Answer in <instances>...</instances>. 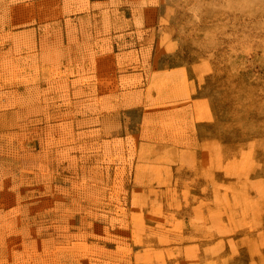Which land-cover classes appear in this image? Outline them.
<instances>
[{
	"label": "rangeland",
	"instance_id": "rangeland-1",
	"mask_svg": "<svg viewBox=\"0 0 264 264\" xmlns=\"http://www.w3.org/2000/svg\"><path fill=\"white\" fill-rule=\"evenodd\" d=\"M199 263L264 264V0H0V264Z\"/></svg>",
	"mask_w": 264,
	"mask_h": 264
},
{
	"label": "bare ground",
	"instance_id": "bare-ground-1",
	"mask_svg": "<svg viewBox=\"0 0 264 264\" xmlns=\"http://www.w3.org/2000/svg\"><path fill=\"white\" fill-rule=\"evenodd\" d=\"M228 156H229V155H228ZM250 158H251V157H250ZM250 158H249V159H250ZM245 159H248V158H245ZM232 169H233V168H232ZM222 171H223V170H222ZM206 174H207V172H206ZM115 177H116V176H115ZM115 177H113V178H115ZM224 177H225V176H224ZM207 179H208V178H207ZM113 180H114V179H113ZM208 183H209V182H208ZM222 183H223V181H222ZM231 183H232V182H231ZM228 184H229V183H228ZM118 185H119V184H118ZM216 185H217V184H216ZM220 185H222V184H219V183H218V186H220ZM114 187H115V186H114ZM224 187H226V186L224 185ZM117 188H118V186H117ZM122 188H123V187H122ZM227 189H228V188H227ZM228 190H229V189H228ZM191 195H192V194H191ZM248 197H249V196H248ZM150 201H151V200H150ZM232 201H233V200H232ZM234 201H235V200H234ZM259 201H260V200H259ZM236 207H237V206H236ZM262 208H263V207H262ZM250 210H251V209H250ZM167 214H168V213H167ZM110 216H111V215H110ZM112 217H113V216H112ZM112 217L109 218V220H110V219H113ZM106 218H107V216H106ZM106 218H105V219H106ZM115 218H116V217H115ZM122 218H124V217H122ZM125 218H126V217H125ZM149 218H151V217H149ZM120 219H121V218H120ZM115 220H116V219H115ZM121 220H122V219H121ZM117 221H118V220H117ZM150 221H151V220H150ZM206 221H207V220H206ZM111 222H112V221H111ZM200 222H201V221H200ZM202 222H203V221H202ZM207 222H208V221H207ZM113 223H115V221H114ZM191 223H192V222H191ZM193 223H194V222H193ZM193 223H192V225H194ZM115 224H116V223H115ZM113 225H114V224H113ZM192 225H191V226H192ZM126 226H127V225H126ZM194 227H196V226H194ZM201 228H202V226H201ZM126 229H127V228H126ZM199 229H200V228H199ZM262 229H263V228H262ZM209 233H210V232H209ZM209 233H206V234H209ZM146 236H147V235H146ZM205 236L207 237V235H205ZM180 238H181V237H180ZM205 240H208V239H205ZM200 241H201V240H200ZM173 242H174V241H173ZM175 242H176V241H175ZM178 242H179V241H178ZM233 245H234V244H233ZM222 249H223V248H222ZM234 249H235V248H234ZM220 251H221V249L219 250V252H220ZM215 252H216V251H215ZM217 253H218V252H217ZM155 254H156V253H155ZM218 254H219V253H218ZM173 256H174V255H173ZM158 257H159V256H158ZM188 258H190V257H188ZM194 258H195V257H194ZM190 259H191V258H190ZM190 261H191V260H190ZM190 261H189V262H190ZM194 261H196V260H194ZM196 262H197V261H196ZM199 264H200V263H199Z\"/></svg>",
	"mask_w": 264,
	"mask_h": 264
}]
</instances>
